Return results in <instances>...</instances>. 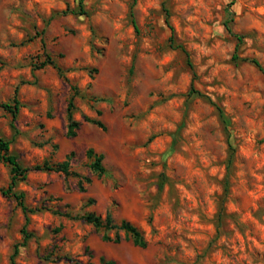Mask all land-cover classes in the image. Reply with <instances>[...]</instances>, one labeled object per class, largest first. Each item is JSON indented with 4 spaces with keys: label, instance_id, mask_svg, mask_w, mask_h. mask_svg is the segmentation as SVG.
I'll return each instance as SVG.
<instances>
[{
    "label": "rangeland",
    "instance_id": "obj_1",
    "mask_svg": "<svg viewBox=\"0 0 264 264\" xmlns=\"http://www.w3.org/2000/svg\"><path fill=\"white\" fill-rule=\"evenodd\" d=\"M234 54L264 66V0H0V137L27 166L74 151L92 179L81 191L76 176L28 173L16 190L45 208L15 263L264 264V73ZM16 87L15 119L2 104ZM10 183L0 158V264L25 223ZM88 211L130 220L148 245L105 240Z\"/></svg>",
    "mask_w": 264,
    "mask_h": 264
},
{
    "label": "trees",
    "instance_id": "obj_2",
    "mask_svg": "<svg viewBox=\"0 0 264 264\" xmlns=\"http://www.w3.org/2000/svg\"><path fill=\"white\" fill-rule=\"evenodd\" d=\"M73 13V14H84L85 11L80 9V11H76L74 9H68L64 11V13ZM172 30V36L174 34V28L170 24L169 25ZM238 39L242 40L243 36L238 35ZM233 60H241V61H248L255 66H257L263 73H264V66L257 58H250V57H240L238 54L233 55ZM47 64H54V66L58 69L59 73L64 77V70L61 66L55 63V61L48 57L47 61H43L42 66L45 67ZM66 78V77H65ZM73 94L71 95L68 105H67V136L70 138L76 137L78 135V131L82 125V122L74 117V111L76 109L74 98L78 94L79 90L76 85H71ZM192 92H198L196 89H192ZM2 106L12 113L13 117L16 119L20 110V100L18 98V87L15 88L14 96L11 102L3 103ZM84 120L87 122H91L96 124L102 129H105V124L97 118L91 117L89 115H84ZM11 141L7 140L3 137H0V158L10 165V172H11V183L9 193L16 199L18 205L22 208L25 214V223L22 228L23 238L22 241L17 242L14 245V251L11 255L12 264L15 263V257L19 252L20 246H25L28 240L31 238V233H29L26 229L30 217L29 213L39 211L45 207H31L26 204L25 202V192L16 190L17 185L22 182L26 181L28 178V173L31 170L37 171H55L60 172L65 175L66 178L70 176L78 177V187L81 191H86L85 181L90 183L92 181L91 177L83 176L74 169H72V161L73 157L75 156V152L71 151L66 154L65 158L61 161L57 162H50L49 160H44L42 163H38L32 166L24 165L17 155L12 153L10 149ZM86 156L88 158V167L92 172L101 176L105 174L106 168L104 166V154L97 152L93 147H89L86 150ZM70 216V214H68ZM86 222L92 224L99 232L103 233V238L105 240H113L115 242L121 241L120 231H124L125 236L127 238H131L134 244L146 247L148 245V239L146 238L144 232L133 222L128 219H121L117 220L110 211H107L105 216L97 214L93 211L85 212L81 215ZM116 230L114 236L110 234V231ZM109 264H115V261H110Z\"/></svg>",
    "mask_w": 264,
    "mask_h": 264
}]
</instances>
